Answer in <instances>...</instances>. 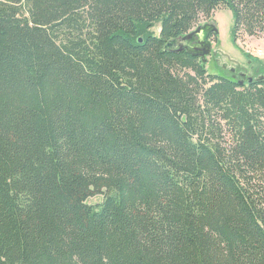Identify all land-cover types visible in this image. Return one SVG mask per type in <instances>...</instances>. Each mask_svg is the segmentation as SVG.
Wrapping results in <instances>:
<instances>
[{
  "label": "trees",
  "instance_id": "16d2710c",
  "mask_svg": "<svg viewBox=\"0 0 264 264\" xmlns=\"http://www.w3.org/2000/svg\"><path fill=\"white\" fill-rule=\"evenodd\" d=\"M220 8L264 38V0H0V264H264V79L165 50Z\"/></svg>",
  "mask_w": 264,
  "mask_h": 264
},
{
  "label": "rangeland",
  "instance_id": "374dc122",
  "mask_svg": "<svg viewBox=\"0 0 264 264\" xmlns=\"http://www.w3.org/2000/svg\"><path fill=\"white\" fill-rule=\"evenodd\" d=\"M214 23L219 28V34L212 37L213 51L208 56L206 68L211 74L231 77L233 73L237 77L244 74L258 77L264 75V38L248 37L243 35L238 40L234 39V16L230 9H217L212 18L205 20L202 18L199 25ZM160 23L157 22L152 28V32L160 33ZM235 68V72L232 69ZM103 195H95L88 199V203L97 204L102 202Z\"/></svg>",
  "mask_w": 264,
  "mask_h": 264
},
{
  "label": "water",
  "instance_id": "95a60500",
  "mask_svg": "<svg viewBox=\"0 0 264 264\" xmlns=\"http://www.w3.org/2000/svg\"><path fill=\"white\" fill-rule=\"evenodd\" d=\"M215 34H219V28L216 24L208 22L198 25L186 35L171 39L167 43L165 50H174L177 52L187 51L193 56L200 57L202 61L206 63L208 56L213 51L212 37ZM139 41L142 42L143 39L140 38ZM232 72H235V68L232 69ZM242 76L245 77L244 74H242ZM263 79L264 75H260L256 78L253 76L248 77L249 82L260 81ZM241 82L243 83L244 80H241Z\"/></svg>",
  "mask_w": 264,
  "mask_h": 264
}]
</instances>
